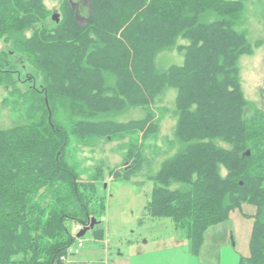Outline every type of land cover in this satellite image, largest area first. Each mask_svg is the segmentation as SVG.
<instances>
[{
	"label": "trees",
	"instance_id": "16d2710c",
	"mask_svg": "<svg viewBox=\"0 0 264 264\" xmlns=\"http://www.w3.org/2000/svg\"><path fill=\"white\" fill-rule=\"evenodd\" d=\"M242 5L243 0H91L93 14L81 26L66 0L63 20L48 28L43 0H0V40L12 41L11 54L26 60L43 86L31 98V109L43 114L30 116L29 125L0 130V264H63L77 242L67 222L84 226L93 216L97 187L80 188L68 168L69 136L54 120L58 111L93 119L103 113L102 104L108 105L105 111L147 106L166 87L177 90L175 136L183 149L151 178L149 216L171 219L199 257L210 228L253 205L250 255L239 264H264V113L245 118L239 60L253 47L234 28ZM28 30L34 31L29 37ZM181 39L189 44L179 45ZM166 49L185 52L184 65L159 69L156 56ZM95 56L100 66L85 62ZM108 73L117 82L112 98L103 95ZM5 83L1 77L0 85ZM133 91L137 100H131ZM79 125L73 134L80 138L148 126L146 137L157 122L148 114L128 124ZM172 184L184 187L172 190ZM95 232L103 238L101 230Z\"/></svg>",
	"mask_w": 264,
	"mask_h": 264
},
{
	"label": "rangeland",
	"instance_id": "374dc122",
	"mask_svg": "<svg viewBox=\"0 0 264 264\" xmlns=\"http://www.w3.org/2000/svg\"><path fill=\"white\" fill-rule=\"evenodd\" d=\"M65 1L43 0V6L49 15L45 23L48 28H54L63 20L62 3ZM90 1L70 0L75 11L74 19L81 26L88 23L93 14ZM234 25L235 30L244 34L253 47L252 54L244 55L239 60L240 85L248 102L245 118L250 119L256 112L264 113V0H243ZM32 32L34 31L28 30L26 35L29 37ZM178 43L189 44L182 39ZM13 51H16V47L12 41L4 38L0 40V71L4 72L0 76L6 77V83L0 85V130L5 131L29 125L32 123L30 116L36 113L39 118L43 114V111L31 109L32 92L36 89L43 91L42 80L35 81L34 72L28 62L17 53L13 56ZM89 60L97 67L100 66L95 61L96 56L86 58L85 62L89 63ZM155 60L159 69L173 65L183 66L185 52L166 49ZM116 86L115 76L108 73L106 85L103 86L108 93L103 95L114 97ZM135 87L139 89V86ZM87 89L99 97L97 90ZM138 97L133 91L131 100H137ZM176 98L177 90L166 87L147 106L128 104L123 109L117 107L105 111L108 105L102 104L103 113L93 119H88L87 114H70L61 108L56 119L54 118L59 128L68 133L65 159L68 168L77 176L78 185L80 188L83 184L97 187L96 201L91 203L90 211L92 210V218L102 222L95 229L103 232L106 244L99 246L111 256L123 253L134 256V259H144L146 264H185L184 257L191 254L190 242L185 233L176 228L171 219H153L146 208L153 189L151 178L157 175L168 159L183 149L175 136L178 124ZM69 103L72 101L69 100ZM148 114L154 117L157 127L146 137L148 126L139 132L115 136L110 133V137L99 135L80 138L73 134L80 130L79 124L83 125L82 129L89 126L88 123L106 121L128 124L132 121H143ZM220 145L227 147L223 143ZM226 174L227 171L222 169V175ZM178 186L184 187V184H172L171 189ZM90 224L91 222L84 225V228ZM78 225L80 224L72 221L67 222L72 233ZM94 232L95 230H91L80 239L84 249L88 250L97 245L93 241ZM77 247L78 241L69 250V254H74ZM245 248L247 249V245ZM244 251V247L238 243L234 222L226 221L206 232L199 257L193 256L186 264H239V259L246 256ZM175 258L179 262H175Z\"/></svg>",
	"mask_w": 264,
	"mask_h": 264
},
{
	"label": "crops",
	"instance_id": "0c3cea01",
	"mask_svg": "<svg viewBox=\"0 0 264 264\" xmlns=\"http://www.w3.org/2000/svg\"><path fill=\"white\" fill-rule=\"evenodd\" d=\"M256 213L257 208L255 206L245 204L240 209L231 212L230 218L228 220L230 222H234V230L237 234L238 243L245 249L243 254L246 256L242 257H249L250 255V241L252 237L255 222L254 217ZM98 222L99 223L95 226V228L102 224V222ZM93 241L95 244H97L96 246L91 247L88 250L84 249V244L83 248L78 249L77 247V249L79 250L78 254H69V256L63 258V264H146L144 259H134V256L129 254L119 253L116 256H111L104 248H101L99 246L100 244H104L105 246L106 243H104V237H97L96 232L93 233ZM246 245L247 249L245 248ZM193 256L194 255L192 254L186 255L184 257L185 264L187 263V260H190ZM174 261L179 262L177 258H175Z\"/></svg>",
	"mask_w": 264,
	"mask_h": 264
},
{
	"label": "water",
	"instance_id": "95a60500",
	"mask_svg": "<svg viewBox=\"0 0 264 264\" xmlns=\"http://www.w3.org/2000/svg\"><path fill=\"white\" fill-rule=\"evenodd\" d=\"M56 21H58V20L56 19ZM90 222H91V224H90L89 226L85 227V228H84V229L78 234V236H77L78 239H81V238L85 237V235H86L89 231L93 230V229L95 228V226L99 223V222H97V220H96L95 218H92Z\"/></svg>",
	"mask_w": 264,
	"mask_h": 264
},
{
	"label": "built area",
	"instance_id": "2783aa9c",
	"mask_svg": "<svg viewBox=\"0 0 264 264\" xmlns=\"http://www.w3.org/2000/svg\"><path fill=\"white\" fill-rule=\"evenodd\" d=\"M82 229H83V226L78 225V226L75 228V230L73 231V236H74V237L77 239V241H78V249H79V248H83V242H82L80 239L77 238L78 234L82 231ZM78 249H77L76 251H74V252H75L74 254H78V252H79Z\"/></svg>",
	"mask_w": 264,
	"mask_h": 264
},
{
	"label": "bare ground",
	"instance_id": "6f19581e",
	"mask_svg": "<svg viewBox=\"0 0 264 264\" xmlns=\"http://www.w3.org/2000/svg\"><path fill=\"white\" fill-rule=\"evenodd\" d=\"M83 228H84V226H83ZM83 230V229H82Z\"/></svg>",
	"mask_w": 264,
	"mask_h": 264
}]
</instances>
